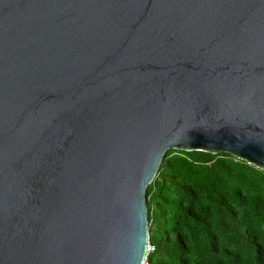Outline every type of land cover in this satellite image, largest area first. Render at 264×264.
<instances>
[{"label":"water","instance_id":"water-1","mask_svg":"<svg viewBox=\"0 0 264 264\" xmlns=\"http://www.w3.org/2000/svg\"><path fill=\"white\" fill-rule=\"evenodd\" d=\"M170 149L264 171V0H0V264H144Z\"/></svg>","mask_w":264,"mask_h":264},{"label":"trees","instance_id":"trees-1","mask_svg":"<svg viewBox=\"0 0 264 264\" xmlns=\"http://www.w3.org/2000/svg\"><path fill=\"white\" fill-rule=\"evenodd\" d=\"M145 204L144 264H264V171L253 165L170 149Z\"/></svg>","mask_w":264,"mask_h":264},{"label":"built area","instance_id":"built-area-1","mask_svg":"<svg viewBox=\"0 0 264 264\" xmlns=\"http://www.w3.org/2000/svg\"><path fill=\"white\" fill-rule=\"evenodd\" d=\"M153 250V247L150 245V243L147 244V251H146V257L148 255V253ZM146 259V258H145ZM144 263H145V260H144Z\"/></svg>","mask_w":264,"mask_h":264}]
</instances>
